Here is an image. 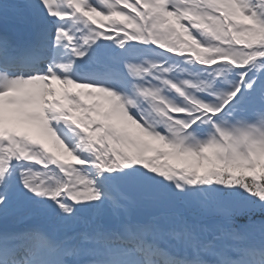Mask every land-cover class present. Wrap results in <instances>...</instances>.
Here are the masks:
<instances>
[{"label":"snow or ice","instance_id":"obj_1","mask_svg":"<svg viewBox=\"0 0 264 264\" xmlns=\"http://www.w3.org/2000/svg\"><path fill=\"white\" fill-rule=\"evenodd\" d=\"M0 264H264V0H0Z\"/></svg>","mask_w":264,"mask_h":264}]
</instances>
